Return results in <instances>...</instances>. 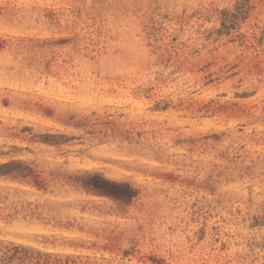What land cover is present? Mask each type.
<instances>
[{
	"label": "rangeland",
	"instance_id": "rangeland-1",
	"mask_svg": "<svg viewBox=\"0 0 264 264\" xmlns=\"http://www.w3.org/2000/svg\"><path fill=\"white\" fill-rule=\"evenodd\" d=\"M0 264H264V0H0Z\"/></svg>",
	"mask_w": 264,
	"mask_h": 264
}]
</instances>
